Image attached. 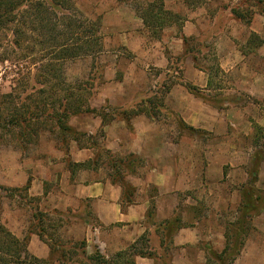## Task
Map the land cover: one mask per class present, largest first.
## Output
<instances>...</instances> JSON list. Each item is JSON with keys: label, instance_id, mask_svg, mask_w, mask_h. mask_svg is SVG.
<instances>
[{"label": "crops", "instance_id": "0c3cea01", "mask_svg": "<svg viewBox=\"0 0 264 264\" xmlns=\"http://www.w3.org/2000/svg\"><path fill=\"white\" fill-rule=\"evenodd\" d=\"M216 2H202L199 7L189 8L182 0H164L167 10L185 17H181V28L177 24L168 26L157 39L139 16L138 7L125 0L117 1L101 11L103 52L95 60L88 58L92 67L101 66L100 84L90 104L92 109L118 112L134 109L142 98L163 87L162 82L168 76L175 81L165 96L164 108L179 115L181 125L217 135L207 149L196 139L189 156L185 150L186 137L177 142L169 139L166 129L169 124L145 114L128 122L114 113L106 124L101 116L81 114L72 118L71 127L91 136L100 132L101 149L118 156L135 154L145 160V166L137 174L127 176L137 190L133 204L123 209V188L111 181L106 168H83L73 173L67 162L57 159L61 151L55 144L46 158L36 162L26 158L17 182L13 179L4 182L18 188L30 181L27 195L39 199V210L45 214L72 210L73 222L60 235L65 240L86 241L87 257L99 254L110 264H162L161 256L168 247V264H207L208 249L218 253L225 249L221 214L241 205V190L250 178L247 167L253 158L254 121L264 128V115L256 119L248 108L218 110L186 87L190 84L209 91L208 75L197 69L192 56H187L183 37L213 39L216 18L210 16L209 10ZM231 21L237 19L231 17ZM223 30L214 39V45L221 68L235 78L231 91L241 90L264 106V13H256L245 30L237 31L230 24ZM253 33L263 41L255 49L249 47ZM241 44L245 45L243 49ZM181 56L186 58L180 61L177 58ZM69 148L67 157L73 163H86L96 157L94 145L81 147L72 141ZM256 187L264 192V159L259 165ZM152 200L156 215L150 222L147 215ZM203 206L205 212L199 214ZM177 217L181 228L168 239L163 223ZM15 218L9 226L14 227L13 233L18 238H25L33 219L30 216L20 220L18 228L15 222L19 217ZM251 226L234 264H264V209L253 218ZM133 245L157 255L116 257L129 252ZM28 249L39 259L51 258V248L36 234L30 236ZM68 264L81 262L73 260Z\"/></svg>", "mask_w": 264, "mask_h": 264}, {"label": "trees", "instance_id": "16d2710c", "mask_svg": "<svg viewBox=\"0 0 264 264\" xmlns=\"http://www.w3.org/2000/svg\"><path fill=\"white\" fill-rule=\"evenodd\" d=\"M73 0H0V48L7 44L14 54H19L21 60L27 59L38 69L23 71L19 61H13L15 77L12 80L11 92L0 91V149L5 145H14L20 150L26 151L29 147L38 145L43 133L51 134L56 143L61 145L68 155L72 141L79 146H86L82 143L85 138L93 137L87 133H80L70 122L72 118L81 114H93L101 116L106 124L113 117L105 113V109L96 110L91 108V100L95 93L87 89L88 83L80 82L70 84L65 77V62L78 58H92L95 60L103 52V37L101 35V25L85 19L75 11ZM139 16L143 19L147 28L153 30L154 38H160L162 30L168 26L177 24L181 28L180 15L167 10L164 0H155L146 3L145 7L138 8ZM233 17L251 24V18L246 19L239 9H232ZM187 56H192L195 66L200 71L208 75V88L212 83V70L201 62V53L205 45L197 37H183ZM263 41L257 34L250 37L249 47L258 48ZM5 47V46H4ZM9 51H7V54ZM6 58V57H5ZM185 56L178 57L183 60ZM172 58H169L171 60ZM6 59H2V62ZM12 60V59H11ZM100 72L98 80L100 82ZM214 76L219 77L225 72L216 67ZM165 92L162 97H157L156 93H151L141 100L136 108L131 110L115 111L116 114L130 122L138 115L145 114L151 119H156L157 108H164V99L170 90V85L164 86ZM188 91L194 96L202 99L218 110H224V105H216L206 96V91L193 85H186ZM93 88V87H92ZM181 124L183 122L181 121ZM186 130L195 132L196 129L184 125ZM84 138V139H83ZM89 141V140H88ZM93 141V139H92ZM89 145H94L98 149L96 157L86 163H68V168L74 173L83 168L98 169L104 167L108 170L111 181L123 188L121 206L125 209L136 200L137 190L127 181L128 175L137 174L143 167V159L135 154L118 156L111 151L101 149L99 142L89 141ZM60 147V146H59ZM263 160V159H262ZM261 160L254 163V170L250 177L258 178V170ZM244 185L241 190V205L239 206V216L236 222L225 226L226 246L223 252L218 253L209 250L207 264H234L240 255L246 238L252 230L251 221L264 209V192L254 191ZM255 182V183H256ZM30 181L23 188L10 189L0 185V264H68L73 260H78L81 264H86L85 260H90L95 264H110L97 254L95 257H87L86 241L74 242L65 240L57 233L63 228V220H58L59 224L53 223L51 215L39 210V199L33 198L30 206L33 209L32 223L25 238H18L3 224V200L9 197L13 191L18 193H28ZM155 193V192H154ZM154 198V197H153ZM261 203V204H260ZM259 204V205H257ZM59 217L74 218L72 210L67 213L55 212ZM156 215L155 203L152 200L147 218L150 222ZM67 221L66 224H71ZM164 233L168 239L181 228L179 218H174L163 223ZM32 234L38 235L41 240L51 248V258L42 260L33 256L28 249L29 239ZM144 240V238H143ZM147 256L155 258L157 254L145 249H137L132 246L129 252L118 254L116 257ZM169 248L166 247L161 256L162 264H168ZM114 262V261H113ZM128 262V261H127ZM115 263H126L123 260H115ZM131 264H134L133 262Z\"/></svg>", "mask_w": 264, "mask_h": 264}, {"label": "rangeland", "instance_id": "374dc122", "mask_svg": "<svg viewBox=\"0 0 264 264\" xmlns=\"http://www.w3.org/2000/svg\"><path fill=\"white\" fill-rule=\"evenodd\" d=\"M75 7V11L78 12L80 15H82L85 19L95 22L97 25H101V20L103 17L102 10H105L108 8V6L113 5L117 1L120 2L121 0H73ZM127 2H130L135 7H145L146 3H149V0H125ZM185 5H187L189 8H196L201 5L202 2H213L217 1L213 5V9L210 11V16H214L215 21V27L213 30L214 37L206 38L200 37L199 40L205 45L202 53H201V62L207 67L212 70V83L210 86V90L206 92V96L209 100L213 101L216 105H224L227 108L231 107H237V108H248L249 112H252V116L256 117L258 119L260 117V114L264 115V106L261 101H258L255 97H251L249 95H246L244 92H233L231 91V88H233L235 83V78H233V75L228 74L225 72V75H220L219 77H215L214 70H216L217 66H220L219 62V56L218 52L216 50V47L214 45L215 41L214 39L220 36L222 32H224V26H227L230 24L231 28H235V30H245L247 29L248 25H246L245 22H242L240 20H237V22H232L231 17H233L232 9L236 8L239 9L245 16L246 19H250L251 21L255 17L256 13H264V0H182ZM210 5H212L210 3ZM211 7V6H210ZM224 8V9H222ZM181 17H185L182 15ZM250 17V18H249ZM242 45V49L245 46ZM5 46V47H4ZM9 45L5 44L2 48H0V91L3 93L11 92L12 87V80L15 77V74L12 72L13 69L16 70V72L19 70L17 67L13 66V61L18 60L20 66H23V71L27 72L28 70H37L39 65L34 66L33 63H31L27 59L21 60V58H13V57H19V54H14L11 52L12 47H7ZM249 49V47H248ZM15 51H18V49H14ZM7 51L9 53L7 54ZM252 51V50H250ZM6 57V58H5ZM253 57H259L253 56ZM2 59H6L2 62ZM12 59V60H11ZM88 58H78L74 60H68L65 62V77L68 83L74 85L78 84L80 82L88 83L87 87L90 89V93L92 92V89L94 90V93H96L97 88L100 84L98 80L99 76V68L101 66L99 64H94L93 67L88 62ZM92 68V69H91ZM221 68V66H220ZM156 73V72H155ZM159 73V72H158ZM175 73V72H174ZM173 78H169L168 76L165 78V80L162 82L164 86H171L173 84ZM93 87V88H92ZM239 91V90H238ZM162 92H165L164 87H160L158 90V93H156L157 97H162ZM145 99V98H143ZM141 99V100H143ZM202 100V99H201ZM204 102V101H203ZM206 103V102H205ZM208 104V103H206ZM210 105V104H209ZM211 106V105H210ZM156 112V120L164 123H168L169 125L166 127V129L169 131V139H172L173 141L177 142L180 138H185L187 145L185 146V150L189 151V156L191 155L190 151L193 150V145L196 139L199 141L200 145L204 147V149H207V145H210L213 141V139L217 136H215L214 133L203 131V130H196L195 132H191L190 130H185V126L181 125V117L173 112H171L168 109L165 108H157ZM109 115V117H113L115 111H105ZM179 121V122H178ZM257 120L254 121L253 125V135L251 139L252 143V153L253 158L249 166L247 167V170L251 173V171L254 170V163L259 162V160L264 159V128L261 127ZM180 124V126H179ZM84 133V132H80ZM94 142H99L98 140L100 137V132L97 133L96 136H92ZM84 139V138H83ZM90 138H85L82 143H85L89 145V141L91 143L93 142ZM89 140V141H88ZM42 141V142H41ZM194 141V142H193ZM55 144L56 148L61 151V156H58L57 159L62 160L64 162H67V164L70 162L69 158L64 151V149L61 148V145L59 143H56L55 138L49 134V133H43L40 138V142L38 145L29 147L26 151L20 150L14 145H5L1 147L0 149V185L8 187L10 189H15L17 187H10L4 185V182L6 180L13 179L16 182L19 180L20 172L22 171V164L24 163V160H27L31 162H36L38 159L46 158L48 157L47 151L51 149V145ZM193 144V145H192ZM60 146V147H59ZM99 151L96 148L95 154H97ZM27 158V159H26ZM194 159V158H193ZM30 162V163H31ZM143 163L145 166V160L143 159ZM205 160V165H206ZM228 169V167H226ZM229 170V169H228ZM252 180L248 184V188H252L254 191H258L259 189L256 187V176L250 177ZM23 186L18 187L19 189L23 188ZM261 192V190H259ZM9 197L4 198L3 200V213H2V222L6 225V227L14 232V227L9 226V222L15 218V220L19 221L15 222V226L19 228L20 220H26V217L29 218L33 215V209L31 208V204L29 201H32L33 198H29V196L26 193H21L20 196L18 193H14L11 191L9 193ZM261 204V203H260ZM259 205V204H257ZM204 209H202L199 214H203L205 212L206 206H203ZM208 209V207H207ZM239 210H229L228 212H222L221 219H224L223 224L230 225L236 222L237 217L239 216ZM51 219L53 220V223L59 224L58 220H63V223H60L63 225V228L58 230L57 233H61L65 227L68 226L67 221H71L72 219L70 217L62 218L59 217L56 214H50Z\"/></svg>", "mask_w": 264, "mask_h": 264}]
</instances>
